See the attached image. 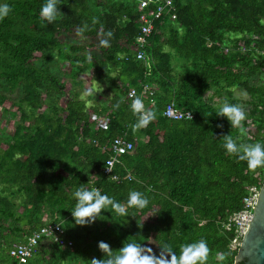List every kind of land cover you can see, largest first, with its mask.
<instances>
[{
	"label": "trees",
	"instance_id": "trees-1",
	"mask_svg": "<svg viewBox=\"0 0 264 264\" xmlns=\"http://www.w3.org/2000/svg\"><path fill=\"white\" fill-rule=\"evenodd\" d=\"M169 1L140 8L137 0H59V14L49 22L40 18L46 0H0L12 9L0 20V87L9 91L0 93V106L13 130L0 131V264L15 263L8 251L16 238L24 241L48 223H59L63 238L79 245L71 250L43 239L24 264H62L94 248L98 260L113 259L100 242L113 254L135 242L170 259L168 248L179 256L182 245L202 238L210 249L208 264H216L217 252L229 253L224 264L234 263L238 248L229 244L235 232L223 223L242 208L249 186H262L264 167L250 171L238 160L242 148L228 155L223 144L231 136L238 148H264V0ZM141 14L152 23L140 47L144 60L135 50ZM109 30L113 36L102 47ZM52 59L67 66L56 73ZM87 74L103 89V99L81 96L95 89L84 86ZM66 78L85 88L64 99ZM145 84L151 94H142ZM130 88L156 113L135 133ZM16 89L21 94L12 98ZM234 89L249 97L243 136L218 114L224 103L239 104ZM170 103L192 117H165ZM102 118L106 122L99 124ZM116 137L134 147L118 156L113 179L104 169ZM79 187L99 189L125 206L126 215L109 207L96 218L103 229L76 225L72 193ZM133 190L148 200L143 209L127 206ZM81 229L90 245L81 243Z\"/></svg>",
	"mask_w": 264,
	"mask_h": 264
},
{
	"label": "clouds",
	"instance_id": "clouds-1",
	"mask_svg": "<svg viewBox=\"0 0 264 264\" xmlns=\"http://www.w3.org/2000/svg\"><path fill=\"white\" fill-rule=\"evenodd\" d=\"M59 0H46V3L42 6L40 11L41 20H47L54 22L59 14L57 5ZM11 7L7 3L0 4V20H3L11 12ZM93 23H96V19H93ZM84 28L77 30V35H82L85 31ZM108 39H101L100 45L107 47L109 45V39L113 36V32L109 30L106 34ZM89 59L91 57L89 56ZM102 88H89L86 89L85 95H93ZM131 111L132 114L137 117V121L132 125L133 133L138 130L147 127V125L156 118V113L149 108L145 107V104L141 97L131 94ZM118 101L114 108H119L120 103ZM218 114L227 116L234 129H238L241 136L245 135L247 130L243 125L246 119V113L244 108L240 104H229L224 103L219 109ZM191 118V115H190ZM223 147L226 149L228 155L236 154L241 148L243 155L239 156V161H246L250 171H255L257 168L264 167V148L261 143L252 144H241L238 148L236 140L231 137H225ZM111 170V165L107 167ZM72 196L76 200L74 209H72V216L76 225H86L93 222L97 217L100 216L102 209H108L111 207L119 215H126L125 206L118 202H114L108 195H101V192L97 188L87 190L84 187L77 188ZM148 204L146 198H141L139 191H131L130 199L127 200L128 207H134L136 209H143ZM99 248L106 252L110 257L114 255L113 259L98 260L93 258L91 264H208L210 249L205 239H199L194 243H189L181 246L180 254L177 256L171 252L168 248L167 251L170 253L171 258L168 259L163 254L160 257L154 254H148L152 252L151 248H142L138 243H125L117 253L113 254L110 246L107 243L100 242ZM144 253V254H142ZM229 253L217 252L216 253V264H224Z\"/></svg>",
	"mask_w": 264,
	"mask_h": 264
},
{
	"label": "built area",
	"instance_id": "built-area-1",
	"mask_svg": "<svg viewBox=\"0 0 264 264\" xmlns=\"http://www.w3.org/2000/svg\"><path fill=\"white\" fill-rule=\"evenodd\" d=\"M156 0H137V4L140 8H144L150 3H155ZM169 0H166L165 3H169ZM162 7L159 5L157 7V12L159 13ZM140 20L143 22L141 25V34L136 38V58L139 60L145 59V52L140 47H143L145 43V36L149 34V31L152 27L151 20L146 17V15L141 14ZM264 54V53H263ZM136 89L130 88L127 92V99L131 103V94L136 95ZM142 94H151V91L148 88V85H143ZM149 103L153 104L154 100L152 98L149 99ZM163 115L172 120L179 119H189L190 115L192 117V113L190 111H182L177 109L172 103L166 105L163 110ZM106 119H99V124H104ZM133 143L126 140L123 137H116L113 139L111 144L112 154L108 158L106 162V166L104 169V173L111 175V170L113 166L119 162L118 156L123 153H128L133 150ZM111 165V170H108L107 167ZM113 179H116V175H111ZM259 194V187L255 185H251L248 187L247 194L242 198V208L232 213L228 216L227 220L223 223V227L225 230L234 229L235 236L230 241L229 249L234 250L238 248L240 245L242 236L246 231L248 224L251 220L254 206L257 201V197ZM51 238L53 241L58 242L59 244L66 245L70 247L73 243L69 239L63 238V229L61 228L59 223H48L44 227L40 228L37 231H32L28 236H26L24 241H18L12 244L9 248L8 254L14 259V264H24L25 260L32 257L36 251L38 246L43 242V239Z\"/></svg>",
	"mask_w": 264,
	"mask_h": 264
},
{
	"label": "rangeland",
	"instance_id": "rangeland-1",
	"mask_svg": "<svg viewBox=\"0 0 264 264\" xmlns=\"http://www.w3.org/2000/svg\"><path fill=\"white\" fill-rule=\"evenodd\" d=\"M61 38H65L67 40L70 39L69 36H67V35H62ZM76 39H77L78 42H80V41L83 40L82 38L75 37V40ZM73 41H74V39H73ZM50 62H52V64L54 65L52 67V70L54 72H56V73H60L61 68H64V67L67 66V63L66 62L60 63L59 61L54 60V59H52ZM90 76H91L90 74H87V75H83L82 76L84 86L89 87V84H92L94 88H97L96 84H94V83H92L90 81V78H91ZM261 77H263L262 79H264V75L261 76ZM65 82L67 84V87L69 86V88H68V91L65 94L62 95V97L64 99H66L68 96H70L71 95V92L73 90H83L85 88V87H81V88H79V87H73L70 84V81L68 80V78L65 79ZM258 82H260V80H258ZM0 93L1 94L9 95V91H4V89L2 87H0ZM20 94H21L20 90L19 89L18 90L16 89L13 93H10V96L12 98H16V97L20 96ZM81 96L82 97H86L87 96V95H85V91H81ZM91 96H92V98H95V99H97V98L100 99V100L103 99V95L99 94V92H97L96 94H93ZM232 96L235 99H237V101H238V103L240 105L243 106L244 111H246L250 107V106H248L247 102L245 101V100H249V97L245 93V91H243L242 89H234L233 90V93H232ZM224 97H225V95L224 94H221L220 97H216V98L220 100V98H224ZM215 101L217 102L218 100H215ZM0 127L3 128L0 131L1 132H4V134H10L13 131L12 130V125H11V120L8 122L7 119L2 116L1 106H0ZM84 226H89V228H92V227L95 228L96 227L97 229H103L104 228L102 225L96 224V219L93 222H91L89 224H86ZM90 226H92V227H90ZM81 230H82V234H84V237L86 238V239H83L81 243H85L87 245H90L93 240L87 237L86 229H81ZM17 241H18V238H16V240L14 241V243L17 242ZM77 245H79V243H77L76 246H75V243H73L69 248L71 250H73L74 248H77ZM151 249H153V248H151ZM153 251L154 250H152V252L151 253H148V254H153ZM74 253H75V251H74ZM75 257L76 258L73 261H71L69 259H65V261L62 264H89L88 261H91L93 258L98 259L97 256H96V254H95V248L89 250L88 251V254H86V257H82L80 255H76Z\"/></svg>",
	"mask_w": 264,
	"mask_h": 264
},
{
	"label": "water",
	"instance_id": "water-1",
	"mask_svg": "<svg viewBox=\"0 0 264 264\" xmlns=\"http://www.w3.org/2000/svg\"><path fill=\"white\" fill-rule=\"evenodd\" d=\"M264 264V183L244 232L233 264Z\"/></svg>",
	"mask_w": 264,
	"mask_h": 264
}]
</instances>
